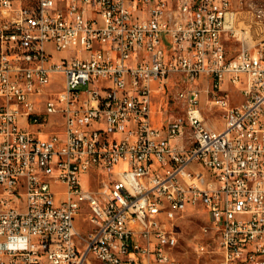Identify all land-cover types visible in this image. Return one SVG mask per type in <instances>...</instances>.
<instances>
[{"label":"built area","instance_id":"2783aa9c","mask_svg":"<svg viewBox=\"0 0 264 264\" xmlns=\"http://www.w3.org/2000/svg\"><path fill=\"white\" fill-rule=\"evenodd\" d=\"M190 206L264 264V0H0V264H179Z\"/></svg>","mask_w":264,"mask_h":264},{"label":"rangeland","instance_id":"374dc122","mask_svg":"<svg viewBox=\"0 0 264 264\" xmlns=\"http://www.w3.org/2000/svg\"><path fill=\"white\" fill-rule=\"evenodd\" d=\"M59 55V52L54 56ZM158 83L153 82L152 86L155 87ZM52 89L59 88L60 86L48 84ZM177 90L176 86L168 85L165 90L155 91L152 93L151 101V121L154 125H159L163 120L180 115L182 112L180 104L175 100L174 94ZM237 88H231V103L235 104L241 101V96L237 93ZM202 107L204 108L205 117L209 122H219V111L210 109L204 103V94H202ZM100 176L93 173L89 180L86 178L83 185L87 188H96ZM55 189L61 191L63 188L56 185ZM88 210L84 208L77 219V224L82 231L90 228L86 222ZM208 226V218L205 211L201 206H190L182 211L175 219L174 228L178 237V244L174 250V255L177 257L181 264H217L220 260V254L217 249L216 236L213 230L209 227L206 235L203 232V227ZM203 238L204 250L196 251L194 249V242ZM90 264H103L100 260L93 256L89 257Z\"/></svg>","mask_w":264,"mask_h":264},{"label":"bare ground","instance_id":"6f19581e","mask_svg":"<svg viewBox=\"0 0 264 264\" xmlns=\"http://www.w3.org/2000/svg\"><path fill=\"white\" fill-rule=\"evenodd\" d=\"M179 264H181L180 261H179Z\"/></svg>","mask_w":264,"mask_h":264}]
</instances>
